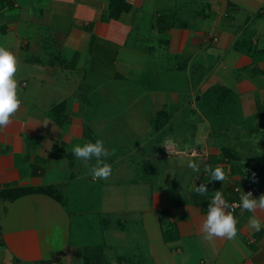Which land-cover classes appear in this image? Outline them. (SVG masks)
<instances>
[{
  "label": "crops",
  "instance_id": "1",
  "mask_svg": "<svg viewBox=\"0 0 264 264\" xmlns=\"http://www.w3.org/2000/svg\"><path fill=\"white\" fill-rule=\"evenodd\" d=\"M127 1L129 11L103 21L107 0H0V46L18 61L21 101L0 133V264H86V257L95 258V247L102 254L111 250L110 244L88 241L83 230L97 205L103 217H95L111 242L118 237L132 244L124 255L115 248L113 261L105 256L100 264H264V211L227 209L237 221L235 239L206 240L200 226L207 210L191 201L200 184L207 186L208 204L216 191L228 202L234 187L240 196L248 190L253 198L264 195L262 178L252 183L229 161H214L222 155L221 143L236 147L241 162L264 157V58L254 64L241 50L249 41L264 48V0ZM197 6L203 15L189 10ZM164 13H174L185 26L159 31L156 19ZM160 73L168 75L166 88L142 89L127 100L128 93L118 90L130 78L149 85ZM215 83L236 93L244 118L218 136L195 103ZM93 103H99V113ZM57 106L65 121L49 114ZM163 109L172 116L168 127L156 131L152 123ZM97 139L109 145L102 159L112 171L94 200L92 184L84 185L80 174L88 169L71 149ZM166 141L187 153H156L152 144ZM191 149L197 154H189ZM189 160L199 172L187 167ZM206 165L221 167L226 179L210 181ZM73 166L77 172L67 174ZM163 168L174 176L164 179ZM148 169L159 188L137 174ZM113 173L132 184L110 182ZM181 185L184 196L176 198ZM120 211L124 220L114 222ZM253 215L261 221L259 231L248 227ZM167 222L177 228L171 242L163 238Z\"/></svg>",
  "mask_w": 264,
  "mask_h": 264
},
{
  "label": "trees",
  "instance_id": "2",
  "mask_svg": "<svg viewBox=\"0 0 264 264\" xmlns=\"http://www.w3.org/2000/svg\"><path fill=\"white\" fill-rule=\"evenodd\" d=\"M130 10V4L127 0H107V11L101 17V20L106 21L110 19H118L122 13ZM195 15H203L204 9H200L199 11L194 12ZM178 17L174 13L172 14H160L156 19V28L159 31H164L170 27L175 26H185L178 25L181 23ZM178 21V22H177ZM3 27L2 25L0 26ZM241 50L245 52L250 58L253 59L252 63H257V61L264 58V48H258L256 45L251 44L249 41L242 45ZM256 71H254L255 73ZM195 100V99H194ZM198 111L208 120L210 131L212 135L218 136L222 134H226L232 129H235L238 126H235V123L238 121H243V115L241 113L239 98L231 89L224 86L220 83H215L206 89L199 97V99L195 102ZM197 109H190L192 112H196ZM261 110V108H260ZM262 111V110H261ZM54 120L58 122L65 121L66 114L63 111L61 106H57L56 109H53L49 113ZM262 114V112H261ZM171 112L168 110H161L156 114V118L152 123V128L154 130L163 129L166 125L168 127V123L171 119ZM87 135V130L85 133ZM88 138V137H86ZM164 142L157 143V145L152 144L158 151H163ZM221 157L216 158L214 161H224L227 160L231 163L232 169L235 167L237 171L241 172L245 175L247 180H251L252 173L254 172L256 178H262L264 184V162H255V163H246L241 162L239 159L238 150L236 147L229 146V144L221 143L220 145ZM229 155H233V158L229 157ZM235 164L236 166H234ZM253 186V185H252ZM234 189V188H233ZM233 189H230L231 197L228 199L229 204L233 200H237L240 202V194L235 192ZM191 201L198 203L202 206L203 210L206 211L208 208V203L204 196L197 195L195 192L191 194ZM160 217L163 218L162 212L159 213ZM163 221V220H162ZM163 238L166 242L174 241L178 238L177 228L171 223H163ZM94 259H90L86 257V264H100L102 253L98 252L96 248L93 249Z\"/></svg>",
  "mask_w": 264,
  "mask_h": 264
},
{
  "label": "clouds",
  "instance_id": "3",
  "mask_svg": "<svg viewBox=\"0 0 264 264\" xmlns=\"http://www.w3.org/2000/svg\"><path fill=\"white\" fill-rule=\"evenodd\" d=\"M18 71V61L15 55L0 46V133H2L11 123L12 117L18 112L21 101L18 98V82L15 75ZM52 141L48 140L47 150L51 151ZM73 155L84 162L93 181L106 180L111 175V165L102 159L109 155L108 150L104 147L103 141L97 139L93 142H86L83 146L77 145L71 149ZM95 158V163L89 162ZM187 167L193 172H199L197 163L189 160ZM204 171L208 173L210 181H224L226 179L223 169L219 166L213 168L206 165ZM250 182L256 183L255 173H252ZM193 191L197 195H205L208 192L205 184L199 186L194 185ZM241 211L255 213L256 211H264V195L259 198H253L252 193L242 192L240 202L237 205ZM232 207L224 200L220 191H216L214 197L207 208V214L204 218L200 231L206 240L214 238L233 240L237 234V221L231 212L227 211ZM248 227L254 231H259L261 227L260 219L253 215L248 220Z\"/></svg>",
  "mask_w": 264,
  "mask_h": 264
},
{
  "label": "rangeland",
  "instance_id": "4",
  "mask_svg": "<svg viewBox=\"0 0 264 264\" xmlns=\"http://www.w3.org/2000/svg\"><path fill=\"white\" fill-rule=\"evenodd\" d=\"M180 9H181V7L180 6H178ZM178 8V11L180 12V11H183V10H180ZM193 9H195V11H199L200 9L198 8V6H197V8H195V7H189V10H193ZM181 17H183L182 15L180 16V18ZM178 22V21H177ZM153 40V39H152ZM155 41L153 40V43H154ZM143 44H146V45H148L147 43H143ZM181 58H179V60H180ZM138 74V73H137ZM163 76V77H162ZM131 80H127L128 81V83H122V85H124V86H118V90L120 89V91H123V92H127L128 93V95L125 97L124 96V98L126 99V98H128L129 97V99L131 98V95L132 96H135L136 95V91L137 92H140V90H142V89H144V90H146V92H148L149 91V87H158V86H163V88H166V87H168L169 86V81H168V75H166L165 73H160V77H156V78H153L152 80H150L149 82H150V86L149 85H147L146 83H142L140 80L138 81L137 79L135 80V79H133L132 80V78H130ZM180 79V78H179ZM181 80V79H180ZM182 84H184V83H182ZM181 84V85H182ZM176 86V85H175ZM88 96V95H87ZM127 100V99H126ZM99 103H93L92 104V106L93 107H96L97 109L96 110H94L93 112L96 114V113H99V111L101 110L100 108H99V106L100 105H98ZM131 134V133H130ZM94 137H96V135H94ZM104 143V142H103ZM166 143L168 144V146H169V151H165L164 150V155H165V157H170L171 155H180V153H175V152H171V149H174L175 150V146L173 145V142H170V141H166ZM110 144V143H109ZM77 145H80V146H83V144L82 143H78ZM112 145L116 148V149H114L113 151H116L117 150V148H119V146L117 147V144H115V143H112ZM104 147H109V145H107L106 143H104ZM120 148H122V147H120ZM184 153H187V152H182L181 154H184ZM219 157H221V156H219ZM78 160V159H77ZM225 160V159H224ZM79 161H81V160H79ZM225 161H227V160H225ZM258 161H260V162H264V157H260L259 159H258ZM90 162H94L95 163V158H93V160L92 161H90ZM81 163L82 164H84V162H82L81 161ZM75 164H76V162H75ZM77 165V164H76ZM156 165H157V171L159 172V170H160V166L162 165V162H156ZM77 167V166H76ZM75 166H73L72 168H67L68 169V171H67V174H69V172H70V170H74V173H76L77 172V168H76ZM164 169V168H163ZM153 169H151V170H147V173L145 174L144 173V171L143 170H141V171H138L137 172V174H139L141 177H142V181H144V182H147V183H149L150 185L151 184H153V186L156 188V186H157V188H159V186L161 185V183L158 181V183L156 184V181L154 180V173H153V171H152ZM146 171V170H145ZM83 172H85L84 170H82V171H80V174L82 173V175H83V177L85 178V179H83V182L85 183L84 185H86V184H92V188H94L93 189V191H91V192H93V199L95 200V199H97L98 198V195H99V193H100V188H101V184H100V182H101V180H96V181H93L92 179H90V174H88V175H85V174H83ZM166 171H165V169H164V179H165V177H168V178H171V177H173L174 175L170 172V171H168L167 173H165ZM114 175V176H113ZM113 175L111 176V180H110V182H113V180H114V182H116L115 184H118V185H123V186H128V185H130V179L129 178H123L121 175H116V173H113ZM132 176H130V178H131ZM134 179H137V178H135V176H134ZM103 181V180H102ZM132 184V183H131ZM156 184V185H155ZM164 185H166L165 183H163ZM184 188V186L183 185H181V187L180 188H178L177 189V191L174 193V197H176V198H178V197H180V196H184V190H185V188ZM80 193L82 194V196H85L86 194H87V191H86V193H84V192H81L80 191ZM98 201V200H97ZM69 203V202H68ZM67 203V204H68ZM71 203V202H70ZM69 206H71L70 204H68ZM95 206H92V207H89V209H92V208H94ZM83 209L85 208V207H82ZM98 210H100L99 209V205H97V210H94L95 211V214L93 215L92 213L93 212H89L87 215V217H86V221L83 223V230L84 231H87V233H88V241H94L96 244H110L111 246H112V248H111V250H108L107 248H105V251H104V255H102V258H101V261L102 260H105V256H106V258H108V260L109 261H113V258H114V256H115V254L113 253V250L116 248V254L118 253L119 254V252H120V254H122V255H124L125 254V251H126V253H127V250L125 249V248H129V247H131L132 246V244H127V243H125V242H122V240L120 239V238H114L115 240H114V243L113 242H111V239H110V237H107L106 235H105V233L103 232V228H105L104 227V225L102 224V223H100V221H98V219L96 218V217H99V218H101V217H103V214L101 213V212H98L97 213V211ZM123 211H120L119 213H116V214H114V219H113V221L115 222V221H117V219L118 220H124V216L122 215L123 213H122ZM97 213V214H96ZM96 216V217H95ZM76 217H80V216H78V215H76ZM105 217V216H104ZM85 218V217H84ZM91 238V239H90ZM118 240V241H117ZM136 241L137 240H135L134 241V243H136ZM135 245H137V243L135 244ZM135 245H133V246H135ZM96 248V247H95ZM96 249H99L98 247L96 248ZM87 255H90L88 252L86 253ZM141 264H147V263H145V262H141Z\"/></svg>",
  "mask_w": 264,
  "mask_h": 264
},
{
  "label": "built area",
  "instance_id": "5",
  "mask_svg": "<svg viewBox=\"0 0 264 264\" xmlns=\"http://www.w3.org/2000/svg\"><path fill=\"white\" fill-rule=\"evenodd\" d=\"M169 151L170 149H169V146H168V144L166 143V142H164V144H163V151ZM171 152H175L176 154L177 153H182V151H180V150H178V149H176L175 148V150L174 149H171ZM188 153L189 154H191V155H196L197 154V149H191L190 151H188ZM239 190V187H234V191H238ZM251 192V193H253V191L252 190H248V192ZM239 204V201H237V200H233L231 203H230V205H232V207H230L229 208V211H231V212H234L235 210H237L239 207L237 206ZM50 264H60L59 262H57V261H52Z\"/></svg>",
  "mask_w": 264,
  "mask_h": 264
},
{
  "label": "water",
  "instance_id": "6",
  "mask_svg": "<svg viewBox=\"0 0 264 264\" xmlns=\"http://www.w3.org/2000/svg\"><path fill=\"white\" fill-rule=\"evenodd\" d=\"M198 98H199V97L197 96L196 99L198 100Z\"/></svg>",
  "mask_w": 264,
  "mask_h": 264
}]
</instances>
